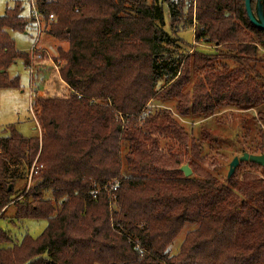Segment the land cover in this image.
Returning a JSON list of instances; mask_svg holds the SVG:
<instances>
[{
	"label": "trees",
	"instance_id": "1",
	"mask_svg": "<svg viewBox=\"0 0 264 264\" xmlns=\"http://www.w3.org/2000/svg\"><path fill=\"white\" fill-rule=\"evenodd\" d=\"M34 2L54 16L46 32L68 46L55 57L60 85L50 73L32 89L39 133L1 130L0 218L13 206V218L47 224L21 241L0 227V264H264V166L245 162L229 178L202 166L217 140L204 122L228 109L243 130L231 145L264 154V30L244 0H196L194 23L188 0ZM22 9L15 0L0 15V89L20 88L7 69L30 62L6 31L26 29ZM179 24H194V42L211 47L182 49ZM179 119L199 120V136ZM158 138L185 149L164 151ZM34 159L31 184L17 188ZM185 224L195 227L170 254Z\"/></svg>",
	"mask_w": 264,
	"mask_h": 264
},
{
	"label": "rangeland",
	"instance_id": "2",
	"mask_svg": "<svg viewBox=\"0 0 264 264\" xmlns=\"http://www.w3.org/2000/svg\"><path fill=\"white\" fill-rule=\"evenodd\" d=\"M15 0H0V15H2L7 6L13 4ZM23 5L22 15L28 20V25L24 31L11 30L6 29L7 33L14 40L15 48L19 51L28 52L30 57V65L33 68V72L30 74L29 68L24 66L21 60L17 59L15 63L11 64L7 73L10 77L18 76L20 88H1L0 89V134L4 135L6 132H2V128L15 124L16 129L23 136H35L40 131L38 122L36 120V114L32 108V89L34 90L36 84H40L39 89H42V86L45 84L46 79L53 73L56 75L57 83L59 86L60 74L59 69L60 65L63 61L60 58H55L58 55V49L66 50L68 43L65 41H58L51 35L46 32L48 28V23L51 21L50 18H46L42 15L39 18V26L35 17L31 13L33 11V4L31 0H20ZM35 1V0H33ZM196 3V2H195ZM34 6L36 8V4L34 2ZM37 9V8H36ZM166 12V11H165ZM54 18V16H53ZM167 12L165 13V19L167 22ZM194 23V22H193ZM195 25H182L179 24L177 29V35L183 39L182 49L185 51L189 48L187 43H191L192 46L200 47L205 46L201 42H194V33H195ZM35 45L34 50H31ZM211 47V46H205ZM220 47V46H218ZM259 55L264 57V45H258ZM211 49V48H207ZM49 74V75H48ZM51 77V76H50ZM192 81L188 84L184 91H190L192 82L195 80L196 73L192 74ZM61 83V82H60ZM162 82H160L157 86H161ZM40 92V90H39ZM38 92V93H39ZM58 95L57 97H63L62 91H58L55 94H50V96ZM158 103V102H152ZM151 105V104H150ZM165 105L169 108H173L174 102H166ZM164 105V106H165ZM159 107H163L159 105ZM249 113H253V111L249 110V112L244 113L250 117ZM240 112L234 109L226 110L221 116V122H217L215 118H209L204 123H206L205 128L208 129L209 134L213 138H217L216 143L212 142V146L210 149L205 146L203 150L204 161L202 166L207 171H210L213 174H216L218 177L224 178L227 176L228 165L233 155H240L241 153L237 152L235 147L232 146V140L230 136H233L235 130H239L242 132L243 130L240 128L241 119ZM178 118V117H176ZM180 120V119H179ZM181 121V120H180ZM199 120L194 124L191 122L181 121L184 124L185 128L188 131H191L194 137H198L200 133ZM250 122L247 123L249 125ZM252 127V125H250ZM158 143L160 149H164V151H168L170 147L172 150L183 151L185 148L179 149L174 141L166 138H158ZM178 151V152H179ZM35 160L30 165V167L26 170V180H21L17 183V188H22L24 185L25 190H27L28 186L31 184V176L35 172L33 169L35 166ZM247 162V161H246ZM184 162L183 164H186ZM241 163V164H240ZM234 173L232 175H236L240 177L243 171H247L249 169V165L245 162H240ZM243 163V164H242ZM188 164V163H187ZM33 169V171H32ZM32 171V173H31ZM258 172H262V170H258ZM240 175V176H239ZM15 207L10 206L6 210L3 215V218H0V227L4 228L12 235L14 241H21L22 237L25 233L30 235L33 238H36L40 235V233L46 227L47 221L43 218H13L16 214ZM195 225L185 224L183 229L179 232V234L174 238L172 243L167 247V251L170 254H174L178 251L181 241L183 240L186 232Z\"/></svg>",
	"mask_w": 264,
	"mask_h": 264
},
{
	"label": "water",
	"instance_id": "3",
	"mask_svg": "<svg viewBox=\"0 0 264 264\" xmlns=\"http://www.w3.org/2000/svg\"><path fill=\"white\" fill-rule=\"evenodd\" d=\"M245 10L250 22L257 28L264 30V0H255L254 8H252L251 0H244ZM253 162L258 165L264 166V154H249L242 152L240 155H235L229 162L227 177L229 178L235 171L240 162ZM179 170L185 176H189L192 171L189 165L182 164Z\"/></svg>",
	"mask_w": 264,
	"mask_h": 264
},
{
	"label": "built area",
	"instance_id": "4",
	"mask_svg": "<svg viewBox=\"0 0 264 264\" xmlns=\"http://www.w3.org/2000/svg\"><path fill=\"white\" fill-rule=\"evenodd\" d=\"M188 2H190L189 4H191V7H192V11H193V22H194V20H195V18H194V11H195V2H196V0H188ZM31 3L33 4V11H32L31 13H32L33 16L35 17V20L37 21L38 27H39V29H40V26H39V18L42 17V13H40V12L35 8V6H34V1H33V0H31ZM48 18H50L49 20H52V19H53V15H52V14H49V15H48ZM34 48H35V45L32 47L31 50H34ZM27 67L29 68V71H30V74H31V73L33 72V68H32L30 65H28ZM32 171H33V169H32ZM32 171H31V173H32ZM34 171H35V170H34Z\"/></svg>",
	"mask_w": 264,
	"mask_h": 264
}]
</instances>
